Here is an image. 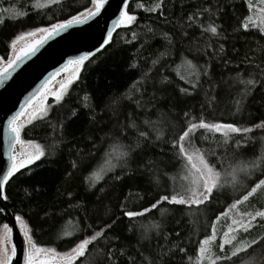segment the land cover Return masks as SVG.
Here are the masks:
<instances>
[{
    "label": "snow or ice",
    "instance_id": "snow-or-ice-1",
    "mask_svg": "<svg viewBox=\"0 0 264 264\" xmlns=\"http://www.w3.org/2000/svg\"><path fill=\"white\" fill-rule=\"evenodd\" d=\"M169 2L170 0H157L154 7L148 8H145L143 4L140 5L146 12H159L160 16L165 18L166 23L173 24L174 30L171 34L167 31L162 33L163 43L161 46L166 51L160 53L158 59H153L152 64H160L162 69L164 64L161 61L164 56L169 55L170 51L177 53L187 51L192 55V60L183 57V63L187 64L191 70L188 72L187 79L184 75H181L180 79L191 86L192 92H189L188 87L174 89L173 82L166 75L157 73L158 78L157 76L149 78L145 75L143 80L136 82L138 87L132 94L114 97L110 102L102 104L100 113L92 109L89 110V122L94 131L83 138L84 147H78L77 158L71 164L72 169H91L87 179L89 187L92 188L102 180L106 182V178L112 179L113 186H115V182L122 179L121 173L127 175L129 170L132 175L144 176L147 174L149 184L157 189L162 186L166 178L170 179L172 183L165 188L167 194L159 195L158 199H155V202L151 203L149 207L142 208L140 211H122V216L127 217L130 222L128 231L132 232L133 236L136 235L134 231L136 226L131 224L134 218L144 217L156 210L160 217L159 221H154L150 229L141 231L140 237L136 240L137 247H133L125 238L111 231L119 217L114 219L115 214L110 212L107 206L103 209V215L100 214L99 208L92 210L85 208L86 214L91 211L95 219L102 221L103 227H100L98 231L93 228L92 224H88L84 228H76L75 231L84 233L92 228V234L86 235L64 253H56V250L52 248L38 247L26 231L25 235L28 236L30 248L24 249V264H54L57 259L60 264H77L80 258L85 257L91 251L90 245L96 250L92 257V264H173L177 252H185V248L176 243L175 239L169 238L170 233L166 227L167 221L175 219L177 211H182L187 216H195L209 209L212 201L225 194L227 189L238 191L242 178L248 179L257 170L264 174V152L261 157L251 162L225 166L226 161L234 159L242 145L249 142L251 137H248L247 134L253 133L254 130L264 132V120L249 127L242 126L240 123L243 120L248 97L256 88L264 89V45L258 43L257 47L253 48L251 42L245 40L243 50L236 47L235 44L226 49L225 43L233 39L234 36L228 33L222 25L216 23V20L222 17L224 12L223 0H217L215 4L212 3V0H193L191 10L176 16L174 20H169L165 13ZM51 3L60 4L61 0H51ZM90 3L92 8H85L84 12H78L70 18L52 23L48 27H37L34 31L17 35L11 40L10 57L7 60L0 57V62H2L0 78L7 76L18 62L33 54L45 40L73 25L83 24L100 14L108 0H90ZM259 3L264 4V0H259ZM47 6L44 5V7ZM248 6L250 10L254 7L251 3ZM259 12L260 15L257 17L259 24L252 16H248L245 18L242 28L245 32L250 28L257 29L260 35L264 36V8H260ZM202 17L203 19H201ZM136 20V15L130 14L128 11V0H124V7L119 11L116 25L130 26ZM197 31L199 35H197ZM37 34H40L39 39H34L17 48V43L25 36L35 37ZM144 35L147 39L141 43V48L150 51L151 45L148 41L155 40L157 33L154 28H148ZM132 37L134 40L140 39V35L136 32H132ZM203 37H207L209 41L215 38L221 42L218 44L207 43L201 48ZM110 40L111 33L108 34L101 47L107 45ZM209 47L213 49L210 55L213 63H222L225 68L235 72V78L225 79L222 74L220 80H216L212 72L213 64H209L207 61L204 64L198 63L202 55H209L207 52ZM150 55L155 56L156 53L150 52ZM88 59L89 54H85L68 60L64 65V69L71 65L73 70L67 81L53 93L57 104L64 100L65 90L73 83V78H78V70ZM194 60L197 63H193ZM56 74L53 73V76ZM233 79L241 84L251 86V91L247 88L241 90L240 98L234 100L235 110L232 115L235 122H206L202 114L199 117H194L191 108H189L188 111H183L182 119L176 120V123L180 125V129L177 131L175 125L167 118L172 116V109L177 108L178 104L182 102V98H188L193 93L197 95L201 92L204 93L205 100L200 101L201 113L206 108L215 109L220 93L231 94ZM204 84L208 85L207 89L204 88ZM170 91H172V96L169 95ZM48 95V90H44L39 94V99L43 101ZM173 96L175 99L172 98ZM33 99L34 97L30 98L25 107L8 120L9 129L13 133L11 137L13 150L16 144L27 143L31 146L32 151L21 152L19 158L16 155L12 156L10 166L3 173V178L0 179V198L3 200L8 199L4 189L9 179L26 165H30L48 154L41 144L21 139V130L24 125L20 122V117L26 114L28 108H31L29 123L37 119L47 120L49 127L61 134L58 138L59 142H64L65 122L69 117L61 111L57 113L56 123L53 124L52 118L48 116L51 109L36 107L32 103ZM165 105H167V112L164 111ZM67 111L73 116L76 114V110L71 107ZM153 115L157 116L156 120L151 118ZM200 130L203 131L197 135ZM99 132H103L104 136L97 135ZM209 133L212 134L211 140L207 135ZM217 133L221 135L222 140L215 139ZM233 134H244L243 140L234 139ZM260 139L264 140V136H261ZM109 141L114 145L118 144L119 147L113 146L111 150L105 148L104 145ZM205 142L215 143L219 151L210 146L203 147ZM165 144L170 145L168 152L165 151ZM55 146L54 143L53 147ZM101 151L104 153L103 163L93 168V159ZM169 168H175L174 175L169 176ZM71 177L72 172H69L68 178L71 179ZM261 188H264V179H259L258 183H254L250 190H246L234 200L228 210L221 212L220 216L216 217V221L211 222V235L199 242L200 261L207 258L209 264H235L233 258L237 257L239 253L264 242V237H259L250 242L239 241L233 246L238 239L236 233L240 231L247 233L264 221V210H256L255 212H238L239 219H232L228 230L224 232L218 249L220 253H225V245L233 246L229 254L216 255L210 246L216 238V224L220 218L227 216L230 211L248 201L250 197L256 196ZM4 211L5 209L0 207V212ZM15 219L22 221L19 215ZM21 227L26 228L27 226L21 223ZM4 229L6 233L4 239L0 241V264H11L12 258L16 255V249L13 246L9 253L7 237L11 233V229L7 224L4 225ZM75 231H65L64 236L74 235ZM109 233H111V238ZM179 236L180 233L176 232L175 237ZM102 241H106V243H101ZM125 257L127 260L124 259Z\"/></svg>",
    "mask_w": 264,
    "mask_h": 264
},
{
    "label": "trees",
    "instance_id": "trees-1",
    "mask_svg": "<svg viewBox=\"0 0 264 264\" xmlns=\"http://www.w3.org/2000/svg\"><path fill=\"white\" fill-rule=\"evenodd\" d=\"M157 0H130L128 11L134 14L137 20L130 26H123L112 36L109 43L100 51L89 57L84 62L78 78L70 85L65 92L64 100L57 104L54 98L49 100L48 116L52 118L51 122L56 123L57 113L63 111L69 118L66 120V135L64 142H59V132H55L49 127L47 120H34L26 125L22 130V138L32 140L45 147L46 156L33 164L20 169L16 172L5 185V192L8 199L4 204L10 212L21 216L22 220L28 226V231L32 240L38 247L52 248L56 252H67L75 243L92 234V228L87 233L75 231L76 228H84L92 224L95 230L103 227L101 220L95 219L94 214L89 211L87 214L85 208L92 210L99 208L103 215V209L108 207L110 212L114 213V219L119 217L114 225L112 232L119 234L130 242L133 247H137L136 240L140 237L143 230L150 229L154 221H159L160 217L156 210L146 214L144 217L134 218L131 224L135 225L136 235L128 231L130 222L127 217L122 216V211H140L142 208L149 207L151 203L158 199L159 195L167 194L165 188L172 183L170 179H165L162 186L157 189L149 184L148 175H132L129 170L127 175L121 173V181L115 182L112 179L100 181L96 187H89L88 176L91 171L83 169H72L71 164L76 159L78 147H84V137L93 132V126L89 122V110L92 109L100 113L102 104L110 102L114 97H124L132 94L137 85V81L145 78L157 76V73L166 75L173 82L174 89L179 87H188L192 92L191 86L180 79L181 75L188 78V72L191 70L187 64L183 63V57L192 60V55L187 51H170L169 55L164 56L161 65H153L152 60L158 59L159 54L166 51L162 47V33L173 32V24L166 23L165 18L160 16L159 12H146L145 8L154 7ZM217 3V0H212ZM44 5H48L44 7ZM224 12L222 17L216 20L217 24L226 28L228 33L233 34L234 38L225 43L226 49L232 44L241 50L244 49V41L251 42L253 48L257 44L264 45V36H261L257 29L250 28L245 32L242 24L245 18L250 15L248 0H223ZM183 6V7H182ZM193 6V0H170L165 13L169 20H174L176 16L183 15L190 11ZM90 0H61L60 4H53L51 0H0V8L13 10L12 15L2 16L0 11V57L8 59L11 53V40L17 35L35 30L37 27H48L52 23L62 21L76 15L78 12H84L85 8H90ZM203 19V17L201 18ZM148 28H154L157 33L155 40H150V51L141 48V43L147 38L144 33ZM132 32L140 35L139 40H134ZM197 35L199 32L197 31ZM221 41L208 40L202 38L201 48L207 43L218 44ZM155 52L156 55H150ZM209 55H202L198 61L204 64L207 61L213 64L212 72L216 80H220L221 75L225 79L235 78V72L225 68L222 63H213L210 58L213 49L207 48ZM231 55V53H229ZM197 63V61H193ZM135 65V67H133ZM182 65V66H181ZM241 67H244L241 65ZM158 78V76H157ZM207 89L208 85L204 84ZM247 88L251 91V86L241 84L235 79L232 83L231 94L220 93L218 105L215 109H205L201 113L200 101L205 100L204 93L199 95L193 93L188 98H182V102L177 108L172 109V116L167 117L175 125L176 130L180 125L176 123L177 119L183 118V111L192 110L194 117L204 116L206 122H235L232 112L235 110L234 100L240 98L241 90ZM151 91V90H150ZM172 96V91L169 92ZM175 99V97H172ZM76 110L73 116L67 110L69 108ZM134 107V106H133ZM167 105L164 111L167 112ZM157 119L156 115L151 117ZM123 120V117H121ZM239 119V117H237ZM264 120V89L256 88L248 97L247 107L244 112L242 126L249 127ZM203 130H200L197 135ZM97 135L103 137L104 133ZM212 139V134H207ZM251 137L248 143L243 144L241 150L234 159L226 161V165L251 162L261 157L264 152V132L254 130L247 134ZM234 139H242L244 134H233ZM216 140H222L219 133L215 134ZM55 143V147L53 144ZM119 147L111 141L104 145L105 148ZM203 147L216 148L215 143L205 142ZM168 152L170 145H164ZM104 153H98L92 162V167L96 168L103 163ZM117 171H119L117 169ZM175 168H169V176L175 174ZM72 172L71 179L68 173ZM112 175V174H109ZM179 179V177H177ZM259 179H264V174L257 170L248 179L242 178V183L238 191L227 189L226 193L212 201L211 207L195 216H187L182 211H177L175 219L166 222L170 239H175L176 243L185 248L184 253L177 252L173 264H201L197 261L199 254V242L211 235V222L216 221V217L221 212H225L235 199L239 198L246 190H250L254 183ZM103 189V191H101ZM68 193L72 195L69 196ZM182 208L183 206H177ZM247 209L250 211L264 210V193L261 191L256 196L251 197L247 202ZM8 223L7 213L0 212V232L3 225ZM264 221L247 232L251 240L264 237V227H261ZM65 231H75L74 235L64 236ZM179 232L180 236L175 237ZM111 238V233H109ZM241 237L239 238V240ZM220 240V239H218ZM219 242V241H218ZM101 243H106L102 241ZM90 252L77 261V264H92V257L95 255V249L89 246ZM127 260V257L124 258ZM235 264H264V242L254 245L251 249L241 252L233 258Z\"/></svg>",
    "mask_w": 264,
    "mask_h": 264
},
{
    "label": "water",
    "instance_id": "water-1",
    "mask_svg": "<svg viewBox=\"0 0 264 264\" xmlns=\"http://www.w3.org/2000/svg\"><path fill=\"white\" fill-rule=\"evenodd\" d=\"M123 7L124 0H108L100 14L45 40L33 54L18 62L7 76L0 78V179L10 166L15 151L11 141L13 133L8 125L10 117L25 107L30 98L35 99L56 76L66 70L64 65L68 60L85 54L91 57L98 52L97 49L102 50L106 45H101L108 34L111 33L112 38L122 27L117 26L115 22ZM60 69L64 70L58 71ZM53 73L57 74L53 76ZM4 202L5 200L0 198V207H3L8 215L12 244L16 249L12 264H24L26 246L23 231L17 224L16 216Z\"/></svg>",
    "mask_w": 264,
    "mask_h": 264
},
{
    "label": "rangeland",
    "instance_id": "rangeland-1",
    "mask_svg": "<svg viewBox=\"0 0 264 264\" xmlns=\"http://www.w3.org/2000/svg\"><path fill=\"white\" fill-rule=\"evenodd\" d=\"M249 3H251L254 7L250 10V15L249 16H252L254 20H256L257 24H259V20L257 19V17L260 15V12H259V9L260 8H264V4H260L259 3V0H248ZM92 8V5L91 7ZM5 9H7V11H4ZM2 10V16H6L7 15H12L13 14V10L11 9H8V8H0V11ZM124 26V25H123ZM34 31V30H33ZM40 37V34H37V36L35 37H31V36H25L23 40L19 41L17 43V48H19L20 46L24 45V44H27V43H30L32 40L34 39H39ZM11 52H12V49H11ZM11 54V53H10ZM10 57V55H9ZM4 60H7V59H4ZM0 65H2V62H0ZM83 66V65H82ZM82 67L78 70V76H79V73L81 71ZM72 70H73V66H69L66 70H64L62 73H60L58 76H56L40 93H42L44 90H48L49 92V95L45 97V99L43 101H41L39 99V94L38 96L32 101L33 104H35L36 107H46V108H49V100L51 98H54V95L53 93L55 91H58L60 89V85L62 83H65L67 81V79L69 78L70 75H72ZM77 78H73V82L76 80ZM67 91V89L65 90V92ZM55 99V98H54ZM30 111H31V108H28L26 110V114L24 116H21L20 117V122L24 125V127L29 123V120L31 119V116H30ZM23 127V128H24ZM22 128V130H23ZM22 130H21V139L22 138ZM24 141H28V140H25L23 139ZM36 143V142H35ZM32 151V148L31 146H29L27 143H25L24 145H20V144H16V147H15V151H14V155H16L18 158H19V154L21 152H25V153H28V152H31ZM35 162V161H34ZM33 162V163H34ZM32 163V164H33ZM31 165V164H30ZM26 166H29V165H26ZM25 166V167H26ZM261 191H263L264 193V188H261L258 190V193H260ZM251 198V197H250ZM249 198V199H250ZM247 202H243L241 203L240 205L237 206L236 209L230 211L228 213L227 216H224V217H221L220 220L217 222L216 226H217V233H216V238L215 240L211 243V249H212V252L215 253L216 255H223V254H229L232 249H233V246H235V244H237L239 241H245V242H250L251 239L250 237H248V234L243 232V231H240L239 233H236L237 235V241L234 242V245L233 246H229V245H225V253H220L219 252V249H218V245L219 243L221 242V238L223 237V234L224 232H226L228 230V226L231 224L232 222V219H239V216L237 215V213H243V212H254V211H250L249 209H247ZM228 210V209H227ZM263 221H261L259 223V226L260 224L262 223ZM21 223H23L24 225L27 226V224L25 223L24 220L22 221H17V224L18 226L22 229L23 231V237H24V240H25V246L26 248H30V244L28 243V236L25 235V232L27 231L28 232V235L29 234V231H28V226L26 228H22L21 227ZM7 225L9 226V228L11 229V226L10 224L7 223ZM261 227H264V224H262ZM254 228V227H253ZM252 228V229H253ZM5 233H6V230L4 229V225L2 227V230L0 232V241H2L4 239V236H5ZM241 237V239L239 240V238ZM220 239V240H218ZM219 241V242H218ZM7 247H8V250H9V253L11 252V249L13 247V244H12V239H11V233L8 234V237H7ZM56 253H59V252H56ZM214 258V257H213ZM13 259L14 257L12 258V262H13ZM197 261L201 264H209V260L207 258H205L203 261H200L199 259V254H198V258H197ZM11 262V264H12ZM54 264H60L59 260H55L54 261Z\"/></svg>",
    "mask_w": 264,
    "mask_h": 264
}]
</instances>
